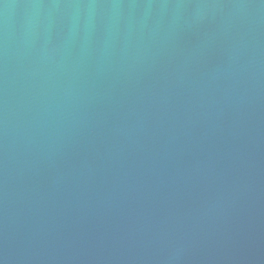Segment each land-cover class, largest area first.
Masks as SVG:
<instances>
[{
  "label": "water",
  "instance_id": "obj_1",
  "mask_svg": "<svg viewBox=\"0 0 264 264\" xmlns=\"http://www.w3.org/2000/svg\"><path fill=\"white\" fill-rule=\"evenodd\" d=\"M0 264H264V0H0Z\"/></svg>",
  "mask_w": 264,
  "mask_h": 264
}]
</instances>
